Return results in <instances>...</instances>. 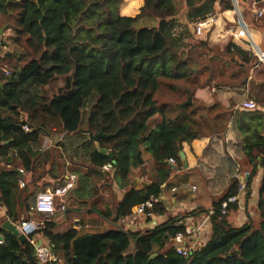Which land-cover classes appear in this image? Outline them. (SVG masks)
<instances>
[{
  "label": "trees",
  "instance_id": "trees-1",
  "mask_svg": "<svg viewBox=\"0 0 264 264\" xmlns=\"http://www.w3.org/2000/svg\"><path fill=\"white\" fill-rule=\"evenodd\" d=\"M123 1L0 0V14H16V40L26 43L29 55L24 63L7 58L14 65L10 74L0 70V204L4 216L20 223L26 221L25 212L36 213L38 192L65 184L68 158L73 164L70 171L78 176L77 184L65 196L64 208L46 216L44 225L35 232L57 257L47 264H264V173L257 193L258 219L251 213L237 226L228 214L221 213V201L238 192L239 178H233L226 194L214 202L210 238L189 256L177 252L174 238L186 229V217L209 209L171 215L162 199L164 184L183 164L184 143L192 144L207 135L205 121L221 122L213 128L222 133L226 117L233 119L242 134L245 162L252 166L246 179L248 189L259 170L264 171L263 106L257 102L254 107L244 105L249 97L239 107L233 104L225 111H217L222 106L215 103L208 107L211 112L217 111L210 119L209 115H199L195 102L181 108L176 105L189 96L195 98V90L184 85H168L177 88L184 99L170 103L157 98L164 79L192 80L194 74L210 68H200L185 53L189 46L185 36L188 33L201 44H209L213 25H205L198 33V23L214 17L218 5L222 10L234 9L235 0H185L189 21L185 26L177 18L175 0H144L141 13L154 15L158 24L142 26L136 25L141 13H120ZM138 7L136 0H126L123 5L127 12ZM258 18L253 15L254 25L264 32V24L256 23ZM224 52L244 64H252L253 56H258L232 40ZM2 60L7 62L6 58ZM0 65L6 68L1 60ZM57 76H65V84L49 98L34 92L35 86L49 85ZM94 91L97 95L85 129L83 110ZM117 131L112 137L100 139L101 146L112 151L113 157L103 154L90 137V132ZM57 133V143L43 149V137ZM143 150L156 165V176L134 186L131 175L141 165L138 153L142 155ZM171 158L175 167L169 163ZM107 163H112L111 170L104 169ZM42 166L50 180L40 182L37 169ZM21 169H29L31 176ZM115 183L125 191L115 201V208L107 201L95 205L99 195L106 200L102 186ZM152 196L159 198L155 214H168L166 220L144 230H125L118 224L122 217L133 215L135 205ZM69 199L81 210L97 211L112 226L86 233H79L73 226L57 230L58 223L52 217L69 210ZM237 207L238 203L231 204L229 210ZM0 264H40L30 238L21 241L3 223Z\"/></svg>",
  "mask_w": 264,
  "mask_h": 264
},
{
  "label": "crops",
  "instance_id": "crops-1",
  "mask_svg": "<svg viewBox=\"0 0 264 264\" xmlns=\"http://www.w3.org/2000/svg\"><path fill=\"white\" fill-rule=\"evenodd\" d=\"M136 1L139 6L138 8H140L144 0ZM261 4H264V0H235V8L229 10H222L221 5H218V9L215 11L216 15L211 22L213 28L209 40L220 43L232 40L245 49H253L257 53H259V51L263 52L264 32L262 28L256 27L253 21V15L257 14V10L264 9L260 6ZM231 27H246L248 39L244 42L231 39L228 33V28ZM253 70L254 75L252 77L250 76L248 84L245 87H229L226 89L222 87V90L219 89L220 94H217L219 96L216 97L217 101L213 94H211V97L208 96L207 89L215 88L212 85L211 87L197 88V91L195 90L196 96L201 98L203 104L206 106H211L219 102L227 108L233 104H235V107H238L239 96H237V94L240 95L242 90H246L244 92L245 94H253L257 103L264 107V86L259 84L264 78V66H261L259 69L258 65V68L256 66ZM257 74H259V76H256ZM218 78L220 77L218 76ZM213 91L217 90L215 89ZM242 95L244 96V94ZM222 129V133H208L206 136L195 139L192 144L187 142L184 143L183 152L185 156L183 157V164L180 168L176 169L174 174L164 184L163 188L162 199L167 205L169 210L168 214L178 215L185 210L191 211L197 208L208 210L214 206L215 201L220 200L226 194L223 193L220 195L221 188L228 186L229 189L233 182V178H242L243 170L247 165L245 164V153L242 146V134L233 124L231 116L226 117L225 123L222 124ZM56 141H58V138ZM147 155L146 161L150 158L149 153H147ZM143 162H141V164ZM246 173L249 174V172ZM263 173L264 171L260 169L258 174L254 177L250 189L241 197L237 209L229 211L228 218L233 224L237 226L242 225L249 219L252 210L255 212L257 193ZM173 187H177V190H174V192L172 191ZM124 192L125 191L120 188V199ZM175 192H177L178 195H175ZM218 195H220V197L215 199V196ZM65 203V197L58 198L57 206L60 204V209L64 208ZM0 212L4 214V208L1 204ZM3 214H0V216ZM168 214H155V216L150 219L133 214L122 217L118 224L122 225L125 230H144L153 227L158 222L166 220ZM204 214L205 213L201 212L194 216L186 217V224H197L203 218ZM64 217L67 218V213H65ZM7 222L10 223L12 221L8 218L2 221L3 225ZM106 222L111 224V222L107 220ZM57 223L58 227H60V225L64 224V221H59ZM79 225L80 223L73 225V227L78 228L80 231L79 233L91 232H81L80 229L82 226ZM101 227L107 229L111 226L102 224ZM211 233L212 225L211 222H208L201 230L200 236L198 237L199 245L205 243L210 238ZM38 238L40 239V235H38Z\"/></svg>",
  "mask_w": 264,
  "mask_h": 264
},
{
  "label": "rangeland",
  "instance_id": "rangeland-1",
  "mask_svg": "<svg viewBox=\"0 0 264 264\" xmlns=\"http://www.w3.org/2000/svg\"><path fill=\"white\" fill-rule=\"evenodd\" d=\"M124 0L121 5H120V13L122 15H138L141 13V7L137 8L135 11H130L127 12L123 9V5L125 4ZM176 4H177V18L179 20V22H181L182 25H188L189 21L187 19V5L185 0H175ZM261 7L264 8V4L260 5ZM255 22V21H254ZM256 23H258L259 25L264 24V15L259 17L258 19H256ZM157 25L158 24V19L157 17H155L152 14H148V13H141L139 20L137 21L136 25L137 26H142V25ZM255 24V23H254ZM16 14L13 13L12 15H10L9 17L4 16L3 14H0V60L1 63L4 67L8 68L9 70L13 69L14 65H12V63L10 62H16L19 61L20 63H24L29 59V55H28V47L26 46V43L24 42L23 44H20L17 40H16ZM185 41L189 44V46L186 48L185 53L192 57L193 59H195V61L198 62V65L200 68H202L203 66L209 67L207 70L204 71L201 70L199 73H196L192 76V80L191 78L188 80H171V79H164V83L162 87V89H159L157 91V98L159 99L160 102H170V103H174L179 101L180 99H184V97H181L180 93L177 91L178 89H172L170 87H168L169 84H179V85H184V87H188L191 89H194L197 91V88L200 87H211L214 86L215 88H208V96L211 97V94L214 95L215 100L217 101L216 97H219L218 95L220 94L219 89L222 90L226 89V88H233V87H241L243 88V86L245 87L248 84V80L250 78V76L252 77L254 75L253 73V69L258 65H259V69L261 66H264V57L262 56V53L264 52V46H262V50L263 52L261 53L259 51L258 56H253L254 61L252 64H247V63H241L239 61V59H237V57L231 58L230 55L226 54L224 52V47L226 46L227 42L225 43H220V42H214L211 40L209 41V44H201L199 42V40L192 36L190 34V36H188V33L185 36ZM264 45V44H263ZM253 50V49H250ZM254 51V50H253ZM255 52V51H254ZM8 55H10L11 57H7ZM6 58V61H3L2 59ZM9 61H8V59ZM253 73V74H252ZM220 78H218V76ZM256 76H259V74H257ZM65 80L66 77L65 76H57L55 77L51 83L49 85L46 86H35L33 88L34 92L38 93V94H42L44 95V97L47 99L49 98L52 94H54L55 92H57L59 90L60 87L64 86L65 84ZM253 80V79H252ZM261 84V86H264L262 84H264V78L261 80V82L259 83ZM180 88V87H179ZM217 90V91H213V90ZM174 90V91H173ZM246 90H242L241 94L237 96L238 97V107L240 104H242V102L246 99V98H251L254 99L256 102L257 100L255 99V96L251 93L249 94H245ZM218 94V95H217ZM244 94V96L242 95ZM96 95L97 92L94 91V93L89 96L87 98L86 101V105L84 107L83 110V115H84V120H83V128H87L88 122H87V118L89 116V113L92 109L93 104L95 103V99H96ZM217 95V96H216ZM183 96V94H182ZM236 96V98H237ZM247 96V97H246ZM189 98V97H188ZM193 102H195V105L198 106L199 108V115H209L210 119L214 118L215 116V112L217 111H225L224 109L228 110L231 109L230 107H224L221 103L217 102L218 104H220L222 106L218 108L217 111L211 112L210 109H208L209 106H206L205 104H203L201 98L196 96V92H195V98H193ZM186 101V100H185ZM192 102V103H193ZM180 103H177L176 105L178 106ZM227 116V115H226ZM204 123V131L208 134V133H217L214 130V126H221V122H216V121H205ZM214 125V126H213ZM223 129L220 130V132ZM63 134V133H62ZM57 138L60 139L59 133L53 135L52 137L49 136H44L43 140H42V148L47 150L51 147H53L56 143H57ZM54 139V140H53ZM66 155L64 154V157ZM142 160L144 161L140 166L136 167L133 171H132V175H131V183H133L134 186L139 185V184H143V183H147L149 181H151L152 179L155 178L156 176V165H154L153 161L149 158L148 161H146V157L147 152L145 150H143L142 152ZM66 158V157H65ZM70 162V165H69ZM67 169H69V174L70 173H74L72 171H70V166L73 164L71 163V161L67 158ZM84 164H88V162L83 163L81 165V169L84 167ZM246 168L243 170V177L245 176L246 172H250L252 170V166L251 164H248L245 162ZM84 170V169H82ZM26 171V170H25ZM45 166H42L41 168L37 169V174L39 175L40 182H43L44 180H50V176L46 175L45 173ZM68 174V172H67ZM66 174V175H67ZM26 176L30 177L31 176V171H26L25 173ZM110 179H112V176L110 175ZM247 179V178H246ZM104 180H107V178H104ZM114 186V187H113ZM247 187V185H246ZM102 190L105 193V199H103V197L97 196L95 198H98L99 200H96L95 205H101L102 202L107 201L109 205H111V208H115V201L120 199L119 196V191H120V185L117 183H115L114 185H110V184H106L102 186ZM174 188H176L175 190H177V187H173L172 191L174 192ZM188 188V187H186ZM185 189V188H183ZM228 190V186H224L223 188L220 189V195H222L223 193H226ZM248 190V188H247ZM175 195H178L177 192H175ZM220 195L215 196V199H218L220 197ZM68 211L67 213V218L64 217L65 213H58L55 216H53L52 218L54 220H56L57 222H63V225H60V227H58L57 230L63 231L66 230V228L73 226L74 224H78L80 223L81 227V232H85V231H100V230H104L105 228H102L101 225H109L112 226L111 224H109L108 222H106L105 219H103V217L97 212V211H89L88 209H83L81 210V207H78V203H76L74 200L69 199L68 201ZM202 208H197L195 209L197 212L199 210H201ZM57 210H62L60 209V204L57 206ZM194 210V209H193ZM206 210V209H205ZM188 212H192L191 211H183L180 212L178 215L179 216H184L186 214H188ZM200 213V212H199ZM205 213V212H204ZM0 214H3L0 212ZM172 215V214H171ZM229 215V214H228ZM252 215L254 216V218H256L255 220L258 219V215L256 214V212H254V210H252ZM25 219L29 220V219H34L37 222H40L41 226L44 225L45 219L47 218L46 216H41L39 214L33 213L31 210L25 212L24 214ZM169 216V215H168ZM0 223H2L3 219H7L4 214L0 216ZM43 222V223H42ZM17 223V222H16ZM79 225V226H80ZM64 227V228H63ZM80 228V227H79Z\"/></svg>",
  "mask_w": 264,
  "mask_h": 264
},
{
  "label": "built area",
  "instance_id": "built-area-1",
  "mask_svg": "<svg viewBox=\"0 0 264 264\" xmlns=\"http://www.w3.org/2000/svg\"><path fill=\"white\" fill-rule=\"evenodd\" d=\"M257 15L259 17L264 15V9H258ZM213 21V17L209 19L202 20L197 25V32L201 33L203 30V27L205 25L211 24ZM228 33L231 36V39L233 40H241L244 42L246 39H248V32L246 27H231L228 28ZM262 53V52H261ZM262 56L264 57V52L262 53ZM4 69L6 74H10V70L3 68L0 65V70ZM256 101L254 99H247L244 102V105L249 107H254L256 105ZM25 128L28 130L29 128L25 126ZM170 162L174 163L175 160L173 158L170 159ZM113 167L112 163H107L104 166V169L111 170ZM26 171H29V169H26ZM25 169H21L22 173H26ZM249 174L246 173L245 176L239 179V185H238V192L236 194H232L228 196V198L223 199L220 203V209L221 213L223 215L229 214V206L234 203H239L241 200V197L246 194L247 187H246V178H248ZM78 181V176L76 173H70L66 176L65 184L56 187L55 189L48 188L46 190L38 192L35 200V206L34 210L36 213L41 214L43 216L50 217L57 211V203L58 198L65 197L68 193V191L75 187ZM21 185H25V181L21 180ZM195 188V187H194ZM176 188H174L175 190ZM159 200L158 197L152 196L151 199L139 203L134 206L133 208V214L136 216H142L145 218L154 217V207L155 203ZM216 213V210L214 207L210 208L208 212H206L203 216V218L197 223H192L186 226V229L184 231H180L176 234L174 240L176 244V250L179 254L183 256H189L191 255L194 250L199 246L198 243V237L200 236L201 230L208 224V222H211V216ZM43 223V222H42ZM15 228L18 231L19 234L23 233L28 238H30L31 242L35 246L36 254L39 258L40 264H47L49 262H53L57 260V257L52 251V247L45 242L42 241V239H39L37 236L38 228L41 227L40 222L35 221L34 219H29L20 223H15Z\"/></svg>",
  "mask_w": 264,
  "mask_h": 264
},
{
  "label": "water",
  "instance_id": "water-1",
  "mask_svg": "<svg viewBox=\"0 0 264 264\" xmlns=\"http://www.w3.org/2000/svg\"><path fill=\"white\" fill-rule=\"evenodd\" d=\"M250 43H251V42H250ZM192 102H193V97H192V96H189V98H188L186 101L180 103V104L178 105V107L181 108L182 106H185V105L191 104ZM118 131H119V130H118ZM118 131H117L115 134H112V133H111V134H108V133H104V132H98V133L94 134L93 132H90V137H91V139H93V140L96 141V146H97V148H98L103 154H107V155L113 157V153H112V151H108L107 149H105V148H103V147L101 146V144H100V139H101V138L112 137V136L116 135V134L118 133ZM181 154H182V157L185 156V154H184L183 151H182ZM138 158L140 159V162H143L142 157H141V153H140V152L138 153ZM169 163L172 164V166L175 167V164H174V163H172V162H170V161H169ZM3 226L6 227L7 229H9L10 231L14 232V233L18 236V238H19L21 241H26V240L28 239V237H27L25 234H23V233L19 234V233H18V231H17L16 228H15V225H14V222H13V221L10 222V223H9V222L4 223ZM1 237H2V235H1Z\"/></svg>",
  "mask_w": 264,
  "mask_h": 264
}]
</instances>
